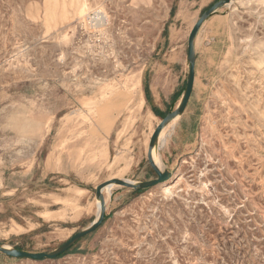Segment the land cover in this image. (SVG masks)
Listing matches in <instances>:
<instances>
[{
    "label": "rangeland",
    "instance_id": "374dc122",
    "mask_svg": "<svg viewBox=\"0 0 264 264\" xmlns=\"http://www.w3.org/2000/svg\"><path fill=\"white\" fill-rule=\"evenodd\" d=\"M179 1L0 0L2 243L51 251L96 218L98 184L156 176L146 150L174 102L153 108L146 85L174 24L186 49L215 0H182L177 20ZM195 50L191 141L168 131L158 149L172 179L115 185L102 224L69 251L0 252V264H264V0L220 9ZM12 114L39 128L16 130Z\"/></svg>",
    "mask_w": 264,
    "mask_h": 264
},
{
    "label": "water",
    "instance_id": "95a60500",
    "mask_svg": "<svg viewBox=\"0 0 264 264\" xmlns=\"http://www.w3.org/2000/svg\"><path fill=\"white\" fill-rule=\"evenodd\" d=\"M233 0H215L211 5H209L205 10H203L198 18L193 23L190 31L187 35L186 40V63H187V77L184 90L181 94L179 102L176 107L166 113L160 120V122L154 128L148 142L147 146V160L156 174L154 178L143 180V181H128L121 178H111L106 180L96 186L95 196L100 201L99 204V213L97 217L85 228L74 233L69 239L60 244L57 248L51 251H39V252H30L25 251L15 247H9L0 241V252L11 257L17 258H29L34 260L40 259H54L58 256L69 251L75 243L86 235L95 231L104 220V212H105V201L102 189L108 183H115L116 185L126 186L134 190H142L153 187L157 184H161L168 179H172V173L167 170L160 168L152 158V149L158 142L159 134L161 130L175 117L179 116L185 109L186 104L188 102L190 93L193 88L194 83V65H195V38L201 27V25L209 19L213 14L217 12V10L224 5L232 2ZM175 177H173L174 180Z\"/></svg>",
    "mask_w": 264,
    "mask_h": 264
},
{
    "label": "crops",
    "instance_id": "0c3cea01",
    "mask_svg": "<svg viewBox=\"0 0 264 264\" xmlns=\"http://www.w3.org/2000/svg\"><path fill=\"white\" fill-rule=\"evenodd\" d=\"M235 1L236 0H233L223 7L233 4ZM177 4V9L173 14L176 16L175 19L182 20L183 18L180 15L185 13L182 10L183 1L180 0ZM223 7L219 8L215 14L219 13L220 9ZM213 15L209 19H211ZM182 32L183 30L177 28V25L174 24L172 32L173 44L167 45L161 52L158 62L159 68L153 75V78H156L158 82L157 88L154 90L150 84L146 85L145 97L150 100L151 105L155 109H160L162 104L169 103V98L174 102L175 108L185 87L187 77L186 49L182 45V41L179 40V37L182 36ZM197 74V53L195 50L193 88L184 111L176 117L177 119L169 130L170 136L178 135L181 140V142L178 143L181 145L191 141L194 130L195 124L192 119L193 114L189 110V107L195 89ZM180 86L182 91L178 95H175V91H177ZM11 119L13 121V127L18 131L33 133L39 128V122L34 117L12 114Z\"/></svg>",
    "mask_w": 264,
    "mask_h": 264
},
{
    "label": "bare ground",
    "instance_id": "6f19581e",
    "mask_svg": "<svg viewBox=\"0 0 264 264\" xmlns=\"http://www.w3.org/2000/svg\"><path fill=\"white\" fill-rule=\"evenodd\" d=\"M177 118L175 117L174 119H172L160 132L159 134V138H158V142L157 144L154 146V148L152 149V158H153V161L155 162V164H157L160 168H163L162 167V160H161V156H160V153H159V147L161 146V141H162V138L165 136V134L170 130V128L173 126L175 120ZM146 156H147V150H146ZM179 176V175H178ZM181 177H178V179H176L175 181L171 182V183H166L162 186V190L163 192H169L172 188H174L176 186V184L178 183V181H180ZM125 180H128V179H125ZM130 181V180H128ZM116 184L115 183H108L106 184L103 189H102V192H104V201L106 200V197L108 195L111 194L112 192V189L114 188ZM99 204H100V201L97 199L96 201V216L98 215L99 213Z\"/></svg>",
    "mask_w": 264,
    "mask_h": 264
}]
</instances>
